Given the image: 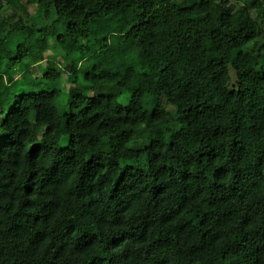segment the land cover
Instances as JSON below:
<instances>
[{"label":"trees","instance_id":"trees-1","mask_svg":"<svg viewBox=\"0 0 264 264\" xmlns=\"http://www.w3.org/2000/svg\"><path fill=\"white\" fill-rule=\"evenodd\" d=\"M0 264H264V0H0Z\"/></svg>","mask_w":264,"mask_h":264},{"label":"rangeland","instance_id":"rangeland-1","mask_svg":"<svg viewBox=\"0 0 264 264\" xmlns=\"http://www.w3.org/2000/svg\"><path fill=\"white\" fill-rule=\"evenodd\" d=\"M12 12V11H9ZM29 12H34V8L30 7L29 8ZM10 14V13H8ZM7 14V15H8ZM48 30V35L52 36L50 31H54L53 30V24L52 26L50 25L49 27H47ZM58 32V30H57ZM60 33V32H59ZM21 34L15 33L14 37L10 40H8V48L10 51H13L16 46L18 45V40H20ZM54 42V39H53ZM52 51H54V53H56L57 56V61H61V62H66V61H72V59L69 58H64V55L61 51L55 49ZM131 54V53H130ZM16 54L14 53V56ZM74 56H72V58H74ZM49 60L52 59L51 56L47 57ZM61 59V60H60ZM134 61V57L131 59ZM25 63H27V61H25ZM93 61H86L83 62L80 66L79 69H81L80 71H78L76 77L73 79L72 83H67L66 80L68 79V76L65 73H62V78H60V80L55 84V87H58L61 90V94L57 99V108L60 114H64L66 111L69 110L68 105H69V99H70V91L75 88L79 89L82 93H84L87 96H93L92 92L86 90V86H87V81L84 79V75L86 73V71L90 68V66L92 65ZM46 63H43L40 66L37 67H33L28 69V76L25 80H23L22 82H20L21 80L17 81V83H15L12 88H11V95H10V100L9 103L6 105V107L4 108V113L7 112L9 106L12 104L13 102V96L17 95V94H21V93H31V92H39L42 89H51L53 86L50 82H48L47 80H42L40 79V77L42 76V73L44 71H46L47 69H45V65ZM62 63L58 66H61ZM19 68H21L19 66ZM60 68V67H59ZM69 74V73H68ZM34 77V79L36 77H39L37 79H35L36 81H34V79L32 78ZM119 102L123 105H127L129 104V100H130V93H124L123 95H121L119 98ZM145 107L150 111L153 108V104L149 101V99L146 97L145 98ZM67 144L66 142H63V145L65 146Z\"/></svg>","mask_w":264,"mask_h":264}]
</instances>
